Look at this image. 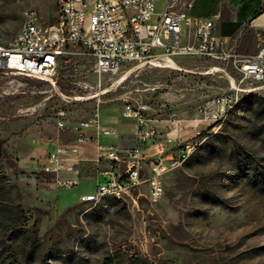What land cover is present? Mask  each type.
Listing matches in <instances>:
<instances>
[{"label":"rangeland","instance_id":"obj_1","mask_svg":"<svg viewBox=\"0 0 264 264\" xmlns=\"http://www.w3.org/2000/svg\"><path fill=\"white\" fill-rule=\"evenodd\" d=\"M219 1L226 13L257 0ZM27 9L44 24L56 21L52 0H0V46L13 44ZM252 37H243L242 53L256 49ZM176 62L182 69L128 63L99 81L89 56L64 58L57 86L87 98L80 100L63 99L46 81L0 70V264L10 262L9 248L22 264H264V80L243 78L227 61ZM225 94L235 102L220 119L194 121L205 101ZM127 104L170 132L169 148L197 132L202 139L165 175L158 201L147 197L142 182L134 200L92 204L79 196L89 186L58 188L41 172L59 110L71 124L99 109L118 130L114 143L128 147L134 121L121 115Z\"/></svg>","mask_w":264,"mask_h":264},{"label":"built area","instance_id":"obj_2","mask_svg":"<svg viewBox=\"0 0 264 264\" xmlns=\"http://www.w3.org/2000/svg\"><path fill=\"white\" fill-rule=\"evenodd\" d=\"M52 1L57 13L53 24H44L33 9L23 12V24L13 44L0 46V70L4 74L46 81L65 100L87 99L67 96L57 86L60 61L80 55L91 58L92 71L99 81L103 72L128 63L182 69L176 62L182 57L231 62L243 78L264 80V44L252 54L238 53L237 44L218 51L213 19L191 14L190 4L176 9L171 0L162 12H157L155 0ZM227 40V37L221 39ZM234 102L232 94L207 100L199 107L201 117L194 121H216ZM67 115V111L59 110L56 126L69 127L74 138L48 151L41 158L40 169L50 175L56 187L73 188L78 185V179L62 178L60 173L75 172L79 176V166L90 165L95 188L92 193L80 196V200L92 204L107 198L133 199L142 182L147 185V197L158 201L164 193L165 175L181 166L202 143L197 132V136L169 148L170 132L158 128L140 107L130 104L121 111L122 117L132 119L135 125L134 143L126 148L98 142L100 136H112L116 132L100 124L99 109L71 124H67ZM90 129H94V136L88 133ZM93 141H96L94 156L83 157L80 146Z\"/></svg>","mask_w":264,"mask_h":264},{"label":"crops","instance_id":"obj_3","mask_svg":"<svg viewBox=\"0 0 264 264\" xmlns=\"http://www.w3.org/2000/svg\"><path fill=\"white\" fill-rule=\"evenodd\" d=\"M170 1L171 0H155L157 12H162ZM174 3L176 9H183L188 4H190L191 14L213 19V35L217 38L218 51L228 50L231 46L237 44L238 53L252 54L256 52L259 45L264 44V20L262 22H255L256 18L264 13V11L262 12V10L259 9L264 4V0L252 1L248 4L244 2L234 4L233 8L226 13H223V2L219 0H174ZM245 35H252L253 41L255 42L256 49L250 53H242L240 51L241 42H245L247 40V38H243ZM225 37H227L228 40L226 42H222L221 39ZM217 60L218 59H209L211 63ZM99 115L100 124L112 127L117 131L118 135V130L113 127L114 122L107 120L101 111L99 112ZM134 129L131 138L132 144L130 146H132L134 143ZM56 130L57 136L53 137V145L48 151H50L56 145L69 143L74 138V133L69 127L65 129H59L56 126ZM88 133L92 136L95 135L94 129H90ZM117 135L114 134V136H100L98 142L102 144H113L121 147L120 145L114 143L115 141H113V138H115ZM95 146L96 141L82 144L80 146V154L83 157L92 158L95 153ZM78 169L79 176H77L75 172H61L60 177L74 179L77 178L78 185L84 184L89 186L83 190L79 196L92 193L95 188V182L90 165H81Z\"/></svg>","mask_w":264,"mask_h":264},{"label":"trees","instance_id":"obj_4","mask_svg":"<svg viewBox=\"0 0 264 264\" xmlns=\"http://www.w3.org/2000/svg\"><path fill=\"white\" fill-rule=\"evenodd\" d=\"M0 155H3L2 153H1V143H0ZM263 183H264V178H263ZM15 221V219L13 220V219H11L10 220V223L11 224H13V227H15L16 225L13 223ZM7 241V238H5V241L4 242H6ZM8 257H9V260H10V262L8 263V264H22L18 259H17V257H16V253L11 249V248H9L8 249Z\"/></svg>","mask_w":264,"mask_h":264},{"label":"bare ground","instance_id":"obj_5","mask_svg":"<svg viewBox=\"0 0 264 264\" xmlns=\"http://www.w3.org/2000/svg\"><path fill=\"white\" fill-rule=\"evenodd\" d=\"M264 20V13L261 14L258 18H256L255 22H262ZM262 24V23H261ZM178 69V68H177Z\"/></svg>","mask_w":264,"mask_h":264}]
</instances>
